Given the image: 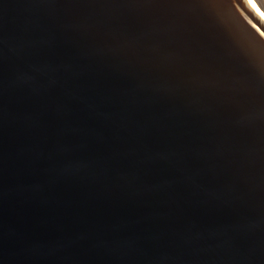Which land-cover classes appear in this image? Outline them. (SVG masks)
Masks as SVG:
<instances>
[{"label":"water","instance_id":"obj_1","mask_svg":"<svg viewBox=\"0 0 264 264\" xmlns=\"http://www.w3.org/2000/svg\"><path fill=\"white\" fill-rule=\"evenodd\" d=\"M0 264H264V0H0Z\"/></svg>","mask_w":264,"mask_h":264}]
</instances>
